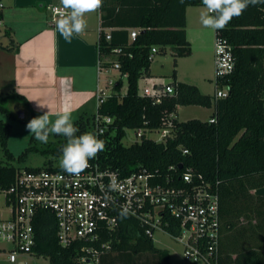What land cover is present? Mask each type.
I'll use <instances>...</instances> for the list:
<instances>
[{"label": "trees", "instance_id": "trees-1", "mask_svg": "<svg viewBox=\"0 0 264 264\" xmlns=\"http://www.w3.org/2000/svg\"><path fill=\"white\" fill-rule=\"evenodd\" d=\"M189 5L203 4L202 0H103L99 9L100 66L109 68L118 61L119 78L110 95L96 108V113L114 119L112 128L99 137L106 148L96 159L122 174L145 169L154 175L155 182L171 177L173 183H179L181 173L192 167L218 185L220 264H264V194L254 192L264 187V4L250 5L225 29L215 31V36L224 37L232 46L234 57V69L228 75L229 93L218 99L203 94L194 84L175 80L176 59L191 51L185 35V9ZM105 28L111 29L110 41L105 40ZM130 28L140 29L134 39L129 38ZM117 46L122 49L115 55L112 49ZM153 46L158 47L157 53L169 47L174 65L171 83L175 91L157 103L138 93V80L149 75ZM112 56L115 58L110 59ZM123 73L127 74L124 93L120 91ZM12 105L27 112V116L20 118ZM180 105L213 107L210 117L215 121L173 117V134L164 141L156 142L143 135L129 145L122 143L127 128L160 127ZM33 114L24 96L13 89L0 92V150L6 159L0 158L2 186H8L15 174L17 165L10 161L24 160L36 148L31 135L29 145L15 158L7 146L11 123L1 115L26 121ZM94 114H82L73 121L79 129L77 135L94 133ZM34 231L33 249L38 256L47 257L49 264H81L73 246L58 244L52 213L39 211ZM104 241H109V251L123 254L127 264H133L132 255L141 253L152 254L158 264H170L168 249L155 246L152 237L145 235L131 216H119L115 230L103 231L96 244ZM105 255L102 253L100 259Z\"/></svg>", "mask_w": 264, "mask_h": 264}, {"label": "built area", "instance_id": "built-area-1", "mask_svg": "<svg viewBox=\"0 0 264 264\" xmlns=\"http://www.w3.org/2000/svg\"><path fill=\"white\" fill-rule=\"evenodd\" d=\"M48 10L54 20L62 5L48 6ZM139 30L130 28L129 38L134 39ZM104 37L110 41V30L105 31ZM121 49L114 47L112 53L117 55ZM157 50V46L151 47L149 58H153ZM112 68L119 71V62L114 61ZM233 69L232 46L217 34L214 41L215 99L228 95V75ZM159 80L145 85L138 93L156 103L162 96L174 93L171 82L161 77ZM113 83L108 80V84ZM107 95L110 93L105 94L99 89L97 106ZM173 117L174 113L170 114L157 128L137 127L135 136L138 140L144 135L156 142L164 141L173 134ZM208 120L212 122L215 118ZM113 121V117L95 111L94 134L98 138L106 134ZM150 133H158L159 137H149ZM89 164L90 167L78 176L52 166H16L11 183L8 186L0 183V243L5 244L0 252L5 255L6 264H14L22 255H37L33 249L34 219L41 210L54 216L58 244L73 246L76 260L81 264H100V255L108 250L109 241L96 243L103 231L115 230L122 205L132 210L130 216L137 220L145 235L152 237L159 229L180 242L185 264H220L221 221L217 183L206 180L192 167L181 173L179 183H173L171 177H166L164 182H155L154 175L145 169L122 174L96 158ZM110 179L117 180V191L108 192Z\"/></svg>", "mask_w": 264, "mask_h": 264}, {"label": "crops", "instance_id": "crops-1", "mask_svg": "<svg viewBox=\"0 0 264 264\" xmlns=\"http://www.w3.org/2000/svg\"><path fill=\"white\" fill-rule=\"evenodd\" d=\"M0 4V25H3L0 28V92L13 89L24 96L34 113L33 118L47 112L54 121L56 113L64 109L70 110L72 121L82 114H93L99 89L104 91L108 87L107 73L116 70L112 66L105 69L100 66L99 10L96 20H90L91 13L85 15L84 33H74L68 42L56 29L48 10V6L61 5L60 0H0ZM203 11V5H189L185 9V35L191 51L178 58L182 60L179 66L191 70L181 71L184 76H180V70L175 68V80L194 84L203 94L213 95L206 87L214 76L215 31L202 26L200 14ZM159 78L152 76L150 64L149 75L140 79L148 86L159 82ZM138 92L141 91L138 89ZM209 108L213 112V107ZM178 110L179 107L174 113L176 119ZM107 259H100V264ZM142 264L158 263L151 257Z\"/></svg>", "mask_w": 264, "mask_h": 264}, {"label": "clouds", "instance_id": "clouds-1", "mask_svg": "<svg viewBox=\"0 0 264 264\" xmlns=\"http://www.w3.org/2000/svg\"><path fill=\"white\" fill-rule=\"evenodd\" d=\"M180 2L183 3L184 0ZM60 3L62 10L58 11L54 23L60 35L68 42H71L74 33H84L87 27L85 15L96 12L103 6V0H60ZM202 4L205 8L200 14L202 26L218 31L225 29L233 18L240 17L250 5L264 4V0H202ZM26 130L35 140L44 144L49 142L50 135L65 137L67 142L62 148L60 168L72 176H78L89 168V161L106 148L105 141L92 132L77 135L79 129L72 122L68 109L57 112L54 121L44 112L32 118L26 124ZM107 189L108 192L117 191V180L110 179ZM107 194L106 192L105 195ZM118 214L121 219H127L133 213L129 207L122 205Z\"/></svg>", "mask_w": 264, "mask_h": 264}, {"label": "rangeland", "instance_id": "rangeland-1", "mask_svg": "<svg viewBox=\"0 0 264 264\" xmlns=\"http://www.w3.org/2000/svg\"><path fill=\"white\" fill-rule=\"evenodd\" d=\"M96 12H93L90 14V20L95 19L96 20ZM3 25H0V28H2ZM115 56H112L110 59H114ZM181 59H177L178 67L175 66L178 71L180 70V76L181 71L184 73H188L191 68L189 67H182L181 64L179 66V63H181ZM151 67H152V76L153 77H161L167 82L172 81V73L174 69L173 65V57L171 55V50L169 47L165 49V52L163 53H157L154 55L152 61H151ZM119 73L117 70H110L107 73L106 79H111L114 83L113 85L118 81ZM122 86L120 91L123 93L126 91V85L127 80L125 76H122ZM188 82V81H187ZM112 84H108V87L104 88V93L109 94L113 87ZM145 86V80L139 79L138 80V89L139 91H142V88ZM206 90L210 94H214L215 85L213 83V80L210 83H207ZM15 106L12 105V109L15 112L14 109ZM178 120H187L190 118H193V116H197L199 118L205 119L208 118L209 115L212 113V108H204V107H197L196 105H180L178 106ZM94 112L96 111L93 110ZM92 111V112H93ZM27 116V112L25 113ZM91 115V114H90ZM1 117L5 120L11 123V131L8 138V149L12 152L14 157H18L19 154H21L25 148L29 145V139L32 134H29V132L26 130V124L31 120L21 121L17 118H9L5 115H1ZM210 118V117H209ZM208 118V119H209ZM76 120V119H75ZM73 122V121H72ZM149 137H152L154 139L159 137L158 133H150L148 135ZM135 136V130L133 128H127L126 134L122 138V143L125 145H129L135 140H138ZM66 138L63 136L56 137L54 135H50L49 142L44 144L40 143L37 140H33L32 145L36 148L33 151L28 152L27 156L24 160L21 161H10L12 164L17 165L19 167H46V166H52V167H60V160L62 157V148L66 144ZM0 158L2 160H6L5 157L2 155V151L0 150ZM153 243L155 246L159 248H166L169 251L170 254V264H185L184 257H183V246L180 242L176 241L174 238L169 236L167 233L163 232L162 230L156 229L153 232L152 235ZM1 247H5V244L0 243V249ZM106 255L104 257H107L109 259H112L109 261L107 259L104 264H127L123 260V254H119L117 252L109 251V249L104 252ZM133 259V264H142L144 261H148L149 258L153 257L156 259L152 254L150 253H141ZM0 262L6 263L5 255H3L0 252ZM14 264H49L48 258L44 256H27L22 255L18 257L17 261ZM130 264V263H128Z\"/></svg>", "mask_w": 264, "mask_h": 264}, {"label": "water", "instance_id": "water-1", "mask_svg": "<svg viewBox=\"0 0 264 264\" xmlns=\"http://www.w3.org/2000/svg\"><path fill=\"white\" fill-rule=\"evenodd\" d=\"M16 114L20 117V118H24L25 117V112L24 110L20 109L17 105L14 107ZM181 166V165H180ZM255 194H259L262 195L264 194V187H260L257 188L255 191Z\"/></svg>", "mask_w": 264, "mask_h": 264}]
</instances>
